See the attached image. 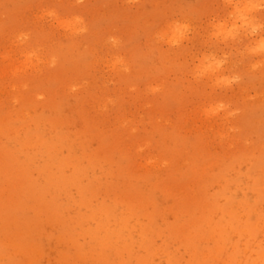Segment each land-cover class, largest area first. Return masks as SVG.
I'll list each match as a JSON object with an SVG mask.
<instances>
[{"label": "rangeland", "instance_id": "rangeland-1", "mask_svg": "<svg viewBox=\"0 0 264 264\" xmlns=\"http://www.w3.org/2000/svg\"><path fill=\"white\" fill-rule=\"evenodd\" d=\"M251 2L0 0V264H58L74 251L60 218L78 242L117 229L146 264H264V0ZM34 127L51 156L30 163Z\"/></svg>", "mask_w": 264, "mask_h": 264}, {"label": "bare ground", "instance_id": "bare-ground-1", "mask_svg": "<svg viewBox=\"0 0 264 264\" xmlns=\"http://www.w3.org/2000/svg\"><path fill=\"white\" fill-rule=\"evenodd\" d=\"M39 129L37 127H34V131L31 132L29 129L25 132V139L26 143L29 145L34 146V152H27V160L31 161L30 163H33V160L35 159L37 154H41L42 156H46L47 158L51 156V152L48 151V147L50 146L47 140L43 139L41 134L37 131ZM37 133V134H36ZM35 134V135H32ZM13 160L14 163H16L17 166H22L23 163L18 157L17 153L13 152ZM12 152H9V156H11ZM38 167H48V165L45 164H37ZM58 177V176H57ZM76 176L73 174L69 176H65L57 179V182L49 180L48 186L55 187L56 190L61 191V186L66 183H72L75 182ZM61 182V183H60ZM97 187L96 183H87L85 185H82V191L84 192V196H87V193H90ZM89 200L88 198H85L84 201ZM107 211V209H106ZM107 216L111 215V212L107 211ZM233 218V216L231 215ZM63 230L59 233V238L64 239L65 241H70L73 244L74 251L70 253V251L62 252V254L58 258V264H83L82 262H86L87 264H146L145 259L141 258L138 254L131 251L129 248V245H117V240L113 237L117 238L118 233L116 232L117 229L111 230V231H101V224L98 226V224L94 228H87L83 229L81 228L79 231V234H88V238L90 241L86 242H78L77 238L74 236H71V233H67L64 227L66 226L65 219L60 218ZM82 219V216H80V220ZM82 221V220H81ZM64 223V224H63ZM234 226V222H233ZM199 227L196 228L198 230ZM250 229H253L250 227ZM64 231V233H63ZM200 235V234H199ZM195 234V237L201 238V240H208L209 237L206 236H199ZM207 238V239H205ZM74 239V240H73ZM194 239H192L190 242H193ZM192 244V243H190ZM86 245L88 248H86ZM142 246H144V242L141 243ZM16 247L21 246L19 243H15ZM128 250V251H127ZM92 251L96 252L97 259L96 262H94L92 259ZM238 250H233L230 254L231 259H235V256L237 254ZM192 253L197 256L199 253L197 251V248H195V244H193V251ZM203 260V259H202ZM198 262L200 263L201 260L198 259ZM4 264V263H2ZM16 264H31V260H18Z\"/></svg>", "mask_w": 264, "mask_h": 264}, {"label": "clouds", "instance_id": "clouds-1", "mask_svg": "<svg viewBox=\"0 0 264 264\" xmlns=\"http://www.w3.org/2000/svg\"><path fill=\"white\" fill-rule=\"evenodd\" d=\"M226 2L227 3H232L233 2V0H226ZM257 5L255 4V3H252L251 2V0H249V7L250 8H255ZM180 35H181V33H179V32H176V33H174L173 34V37H172V42H176V40H178L179 38H180ZM258 49H260V50H264V39H262L261 41H260V43L258 44Z\"/></svg>", "mask_w": 264, "mask_h": 264}]
</instances>
